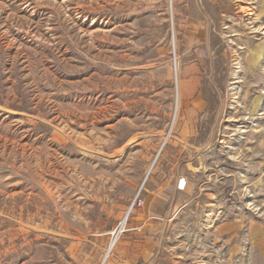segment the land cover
Segmentation results:
<instances>
[{
    "label": "rangeland",
    "instance_id": "1",
    "mask_svg": "<svg viewBox=\"0 0 264 264\" xmlns=\"http://www.w3.org/2000/svg\"><path fill=\"white\" fill-rule=\"evenodd\" d=\"M260 1L0 0V264H264Z\"/></svg>",
    "mask_w": 264,
    "mask_h": 264
},
{
    "label": "crops",
    "instance_id": "2",
    "mask_svg": "<svg viewBox=\"0 0 264 264\" xmlns=\"http://www.w3.org/2000/svg\"><path fill=\"white\" fill-rule=\"evenodd\" d=\"M238 1L239 0H177V3H211L212 6L220 4L219 6L221 8L228 9L230 7V3H237ZM245 3L249 2L245 1ZM259 3L260 9L264 13V0H261ZM183 11V9L178 10L177 14H180V16L184 17L187 20V31L193 35L198 34L199 30H201V25L198 22V17L194 13V11L190 9L185 10L184 12ZM249 14L251 15V13H246L245 15ZM250 18L251 17L247 16V19ZM243 53L244 65L246 67L254 63L256 61V57L260 54L258 48H247ZM256 179V184H260L258 185V188L260 190L259 192H263V197L258 198L263 199L264 201V176L257 177ZM175 184L176 183H174V185ZM158 215L160 216V211L158 212ZM159 220H161V218H159ZM158 225V221H150L148 219L146 224H142V226H140L143 230L142 234L144 243L142 244V249L143 255L145 256L150 255V245L147 241L148 234L151 232H155L154 229L157 228ZM220 227L221 229L230 232L235 228L241 227L244 230V233L251 247L257 249L264 260V205H261L260 208L254 209L253 211H246L245 213H243V215L236 217V219L234 220L223 222Z\"/></svg>",
    "mask_w": 264,
    "mask_h": 264
},
{
    "label": "built area",
    "instance_id": "3",
    "mask_svg": "<svg viewBox=\"0 0 264 264\" xmlns=\"http://www.w3.org/2000/svg\"><path fill=\"white\" fill-rule=\"evenodd\" d=\"M190 170H191L192 172H194L195 169H190ZM186 184H187V179H186V177L181 176V177H179V178L177 179L176 188H177L178 190H183V189L185 188ZM143 203H144V201H143V199H142L141 196H140V192H138V193L134 196V198H133V200H132V202H131V204H130V206H129L128 213H129L134 207H141V206H143ZM128 213H127V215H128ZM119 232H121V229L116 228V229L112 232V235H113L114 237H116V236L119 234Z\"/></svg>",
    "mask_w": 264,
    "mask_h": 264
},
{
    "label": "bare ground",
    "instance_id": "4",
    "mask_svg": "<svg viewBox=\"0 0 264 264\" xmlns=\"http://www.w3.org/2000/svg\"><path fill=\"white\" fill-rule=\"evenodd\" d=\"M177 102H178V93H177V99H176V107H175V109L177 108V105H178ZM122 223H124V221H123ZM110 243H111V242H110ZM111 246H112V245H110V247H111ZM110 247H109V248H110ZM108 251H109V249H108ZM107 254H108V252L106 253V255H107Z\"/></svg>",
    "mask_w": 264,
    "mask_h": 264
}]
</instances>
